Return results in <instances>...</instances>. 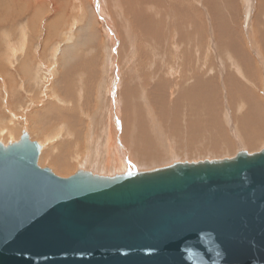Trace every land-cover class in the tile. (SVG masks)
Masks as SVG:
<instances>
[{
	"label": "water",
	"instance_id": "obj_1",
	"mask_svg": "<svg viewBox=\"0 0 264 264\" xmlns=\"http://www.w3.org/2000/svg\"><path fill=\"white\" fill-rule=\"evenodd\" d=\"M39 154L0 144V264H264V151L116 180Z\"/></svg>",
	"mask_w": 264,
	"mask_h": 264
},
{
	"label": "bare ground",
	"instance_id": "obj_2",
	"mask_svg": "<svg viewBox=\"0 0 264 264\" xmlns=\"http://www.w3.org/2000/svg\"><path fill=\"white\" fill-rule=\"evenodd\" d=\"M173 1L174 0H171L170 2H173ZM10 2H13V0ZM28 2H30V1H28ZM93 2H94L95 6L94 7L91 6V9L89 12V14H90L89 15V21L85 24H82L81 27L77 28L76 35H74L75 32L73 33V35L75 36L74 40H73V38H70L69 43L67 41V44H65L64 47H62L63 49H61V51H57L58 48H55V50H54L55 55L57 52L59 55V57H56L57 55L55 57H56L57 62L59 63L60 72L57 74L58 76L55 75V76H57V79L55 80L53 85H54V89H56V91L54 90V91H52V93H53V96H58V95L59 96L48 100V88H49V86L45 83V80L40 79V77H38V75H35L34 78L32 77V79H27L28 76H27V78L25 77L26 80L28 81V82L27 81L25 82L26 86L30 85V87H32V85L34 84V86L38 87L37 89H39V88L41 89L42 92L39 91L40 94H39L38 99H36V100L39 101V102H37L38 104L41 103V101H43L44 105L41 106V107H43V109H41V111H39V112L35 111L37 109L33 110L34 113L32 114V117L30 119L31 123L29 121L26 125V128H25L27 130L20 131V129L18 127L17 128L15 127V129H17L15 131L13 128H10L11 126H13L12 124L8 125V126H10V127H8V126L3 125L0 122V128L2 126H5L3 129L0 130L2 132L0 134V138H1L0 144H7L6 146L11 145V144H15V143L20 141V139L22 138V135H24V136L26 135L27 138L29 139V141L36 142L40 147V154H39V157L37 159V165L39 166V164H40L41 167H43L42 165L45 164V162L47 161L48 165L51 166V168L49 170H53L52 172H54L55 174H59V175L63 176V177L60 176V178H64V177L68 178V177L73 176L79 172H82V173H90L91 175H94V176L100 177V178H110V179H115V180L123 178V177H135V178H137L140 175L160 172L166 168L174 167L175 165L180 164V163H182V164L183 163L203 164L205 162L220 163V162H223L224 160L234 159L240 153H246L248 155H253V154H257V153L264 151V100L259 101L256 99V95L252 92V90H253L252 83L249 81L248 78L243 76V74L244 75L247 74L248 77L249 76L251 77L252 75H254L255 72L258 73V71L264 75L263 61H262V64H260L261 53L257 54V56L259 55L257 61H253L254 59L251 60L252 58L249 60V57H251V56L248 57V55H247L248 53H246V55L242 54V51L239 50V48H238L240 44L237 42V40H235V42H233L234 39L231 37L232 33L228 32L230 30L226 27V24H224V23H220L222 27H219V29H221V30H219V33H218V38H219L218 40H220L221 44L223 45V47L225 49H227L230 53L233 54V58H234L233 64H232V66L234 67L233 72L227 71L229 73L223 72V74L221 75L224 77L223 83L225 84V86L228 83L226 86L227 90L229 91V95H228L229 98L227 99V103L229 101L230 104H228V106L227 105L225 106V102L223 103L222 100L218 101L217 103L220 105H223V108L219 107L220 105H218V104L212 105L214 98L217 99V97L213 98L214 93L211 92L209 89L212 82H210V81L208 82L207 80L210 79L211 77L208 76L209 74L200 75V77L198 75V77L194 78L193 83H195V81H196L195 84L202 85V87H200L201 89L195 88L196 92H199L200 95H204V96L207 95V97L206 96L205 97L211 101L212 106L209 107L210 112L207 113L209 115H206V117L203 116V117H205V119L201 118V117H200L201 119H198V117L194 116L195 115V113H194L195 108L200 107L199 106L200 104L198 103L199 105L198 106L194 105L195 107L192 106L191 108H188V109H187V107H186V109L182 108V111H181L182 114H181L180 118H178L175 114L176 113L175 111L179 107L178 106V102H179L178 97H179V94H181V91H183L182 90L183 88H179V86H180L179 84H178V88H177V83H179V81H175L174 85L170 84L167 87H164V89H163L164 90L163 92L167 93V95H168L167 98L169 99V100L167 99L168 104H169V106H168L169 116L166 119V121L164 122V120H162L161 118H155L154 117L155 113H153L151 111L153 108L158 109L159 107H157V105L160 104L159 103L160 101H159L158 104L156 105V103L153 101L152 98H150V99H152V103L150 100H148V98L150 97L151 94H153V96H156V95H154V92H153L155 90L151 91V90H149V88L144 89V87H141V92L144 93V95L146 97L145 98L143 97L142 99L141 98L137 99L138 96L133 95L136 93H133L134 91H131V89H132L131 87H129V86L126 87V83H125L124 85L121 84L122 88L120 85V88L117 89V92H116L115 88H117L116 85L118 83V79L120 77L123 78V76L125 77V75H121V76L119 75L120 77L118 78V74L120 72L112 71L111 72L112 78L110 79V83H108L107 87H105V88H107V93L109 96V99L108 98L107 99L109 101H108V109L105 110V117H106L105 120L106 121H104V129L100 128V130H99V126L101 125L100 124L101 120H99V119H101L100 116H102L101 112H104L103 106L107 103L106 100L102 97V96H105L103 91L102 92L100 91L101 96H100V100H99L98 104L97 105L95 104L96 106L94 105L96 108H99V109L97 110L95 107H92L93 109H91L89 115H90V118L92 117L93 119L89 118L88 122L85 123L81 119V116H80L81 114L75 109V106H74L75 99L70 100L69 98L71 97V94H75V95L79 96V101L81 102V96L83 95L82 96V97H84L83 102L85 101V103H88V101H87L88 100V95H87L88 92H87V90L85 91V87L83 86L85 82L81 81V77H79L76 74L77 70H79L81 67H83V65H85V63L81 59H78V57H80V56H78V52L75 49L78 47H81L83 45H87L89 43H92L95 40V30H92V24H93L92 23V21H93L92 17L95 15L92 12H95V11L97 12V9H99V12H100L102 10L101 9L102 5L98 0H93ZM205 2H204V4H205ZM13 3H12V5L15 4V3L14 4ZM16 3H18V2H16ZM113 4H114V6L112 7V11H113V8L115 10H117V7L119 6V4L115 3V2ZM116 4H117V6H116ZM164 4H165L164 0H141V12H140L141 15L140 16H134V13H133L134 11L132 12L131 8H127V14H128V12L129 13L132 12L134 18L136 19V20H134L136 23V30L140 31L139 34L141 35V39L143 41L142 43L144 45L146 44V41H149L147 43V45L150 46V45H152L153 42L155 43V41L158 39L164 40L165 37H164L163 32H164V29H166L168 27L170 28L169 29L170 31H168V32H171L170 34L172 36L174 34L173 33L174 31L178 32V34H179L182 31L181 27L183 28V24H181L182 21L188 22V19H187L188 17H187V15H185L187 11L182 10V9L181 10L176 9V7L174 6L175 3L168 4L169 6H167V10L161 11L162 8L163 9L166 8V6H164ZM204 4H202V5H204ZM166 5H167V3H166ZM3 7H5V6H3ZM207 7H208V5H207ZM29 8H31V7L29 6ZM19 10H22V9H19ZM115 10L113 11L114 13H115ZM210 10H211V8H210ZM102 11H104V10H102ZM190 13H192V12H190ZM12 14H13V12H12ZM98 16L100 18H103L101 13ZM189 16H190V14H189ZM204 16H202V17H204ZM15 17H16V15H15ZM111 17H112V15H111ZM109 18H107V19H109ZM107 19H106V17L104 19L105 20L104 23H106V25L109 21ZM193 19H194V17H193ZM27 20H29V19H27ZM39 20L41 21V19H39ZM35 21H36V19H35ZM30 22H32V21H29V23ZM128 22L130 23V21H128ZM201 22H202V20H201ZM220 22H222V21H220ZM73 27H75V26H73ZM131 27H133V26L131 25ZM126 28H128V27H126ZM107 29H109V28H107ZM128 29L126 32H128ZM256 30H258V36H259L258 42H260V41L262 42L260 44V49L263 53L264 52V27L261 28V26H260V28H258ZM124 32H123V34H124ZM129 35L130 34H128L129 40L127 42L131 44L132 42L130 40H132L133 38H131V36H129ZM23 36L25 37V35H23ZM69 36H71V34ZM110 36L114 37L113 38L114 41H112V45L115 48V45L118 44V43H116L118 39L115 37V35H113V33H111ZM259 39H260V41H259ZM180 41L184 42V40H181V39H180ZM10 46L11 45H8V47H6L7 49H5V51H7L6 53H8L9 51L11 52V55H9L7 57L8 58L11 57V61L9 60L10 63L9 62L8 63L10 65H12L14 63H18V61H19L17 59V55H16L17 51H19V50L13 49ZM21 46L23 48V45H21ZM22 48L20 51L21 53H22V51H24V50H22ZM18 49H20V48L18 47ZM204 49H203V51H204ZM120 50H122V49H120ZM156 51H157V49H156ZM114 53L116 54L115 49H114ZM182 53H183V51H182ZM200 53H202V52H200ZM176 55L178 58V54H176ZM200 55H198V56H200ZM192 57H194V56H192ZM201 57H203V56H201ZM196 58H197V56L194 57V59L197 61ZM230 58H231V56H230ZM28 59L29 58H27V56L23 57L22 60L20 58V60H21L20 67L22 69H24L23 68L24 63L29 62ZM31 61H33V60H31ZM176 61L172 60V64L173 63L175 64ZM185 61H183V62H185ZM78 62H80V63H78ZM149 62H150V60H149ZM179 62H180L179 64L181 65V60ZM22 63H23V65H21ZM176 63H178V62H176ZM38 64L41 65L42 63L38 60ZM38 64H36V65H38ZM184 64L186 65V63H184ZM17 66H19V64ZM54 66L50 67L51 73H53L54 70L56 69ZM192 66L195 68L194 65H192ZM174 67L178 68L177 66H174ZM187 67L184 70H186ZM180 69L181 68H179V70ZM159 70H160V68H159ZM179 70H176V71H170L169 70L172 73L169 72L166 75L164 74L165 76L161 75L160 77L157 76L156 78L152 77V78L148 79L146 77L147 82L149 84V80H150V82L152 84V85L150 84L151 85L150 88L155 89L156 85H158L161 88L162 85L160 83H162V82H161V80H159L161 77L163 78V81H165L169 76L171 79V77H174V75L175 76L180 75L182 78H184V75H189L191 72L190 70H188V71L183 70V71H180L178 73L177 71H179ZM201 70H203V69H201ZM195 72H196V70H195ZM150 73H151V71H150ZM38 74H39V72H38ZM195 74L197 75V73H195ZM224 74H225V76H224ZM45 75H46V73H45ZM137 75H138V73H137ZM260 76H262V75H260ZM129 77H131V76H129ZM257 77H258V75H257ZM257 77H255V78H257ZM25 78H24V80H25ZM134 78H135V76L133 77L132 80H134ZM189 78H191V76L190 77L188 76V79ZM220 78L222 79V77H220ZM188 79H187V81H188ZM90 80H92V79H90ZM142 81H143V79H142ZM156 81H159L158 84H155ZM182 81L184 83L186 82L183 79H182ZM191 81L192 80L189 79V84ZM183 82H181V83H183ZM122 83H124V82H122ZM167 83H168V81L166 82V84ZM166 84L164 86H166ZM181 85L186 86L185 84H181ZM263 85H264V83H263ZM192 86H194V85H192ZM216 86H217L216 90L218 91L216 94H218V96L220 98H222L221 97L222 95L220 96V94H219V92L221 91V88H220V82L218 80H217ZM168 87H170L169 90H167ZM105 88H102V89L100 88V89L103 90ZM213 88L211 87V89H213ZM165 90H167V91H165ZM205 90H207V91H205ZM156 91H155V93H156ZM28 93H26V94H28ZM159 94H160V92H159ZM182 94H184V91L182 92ZM192 94H193V92H192ZM195 96L196 95H194V97ZM197 96H198V93H197ZM42 97H43V99H42ZM44 97H46V98H44ZM184 97L186 98V96H184ZM136 99L139 101V103L136 101ZM92 100H94V99H92ZM45 101H48V102L46 103ZM182 101H183V99H182ZM215 101L216 100H214V102ZM164 102H161V105ZM179 103H181V102H179ZM118 104H120V106H121L120 109L118 108L119 110L115 106V105L118 106ZM194 104H196V103H194ZM183 105H186V104H183ZM85 106H86V108L89 109V107L86 104H85ZM104 107H106V105ZM84 109H85V107H84ZM191 109H193V110H191ZM220 109L222 110V113H220L219 115H216V113L221 111ZM120 111H121L122 115H121ZM157 113H160L159 110L157 111ZM202 115H204V114H202ZM85 117H87V116H85ZM159 119H161L160 122L158 121ZM179 119H180V123L183 125L181 128L178 126ZM51 123H55L54 125H56V127H54V129L53 128L51 129V127L54 126L53 124L51 125ZM15 124H18V123L15 122ZM170 125H176V127L177 126L179 127V128H177L178 130H174L175 131L174 134L172 133V131L169 132L168 126H170ZM32 127H37L39 129V133L38 134L35 133V135H37V136L40 135L42 138L41 140H39L37 138L36 140H39V141H35L32 138L33 134L30 135L32 130L31 131L29 130V128H32ZM193 128H196V129H193ZM32 132L34 133V130ZM36 132H37V130H36ZM177 134H178V136H179V134L180 135L183 134L184 139L185 138L187 139V136H190L191 138L194 137L196 140L194 142L196 144H199L201 141L203 143L202 147H203V145H205V147L201 150V149H197L195 146H193L194 143H193V145L186 143L189 146L184 148L185 150L181 151V148L178 146V141H176V140H180L181 138L180 139L177 138V136H176ZM48 140H49V142H47ZM81 140H84L87 143V145L85 144L86 149H84L83 151H79V148H78V147H80L79 144L82 142ZM51 145H54V146L51 147ZM83 145H84V143H83ZM237 148H238V150H236ZM60 149L62 150L61 153H60ZM65 150L69 153L68 155L62 154ZM102 152H107V154L105 155ZM73 154L76 156H73ZM78 157H81L80 161H79ZM103 157H105V158L107 157L105 159V162L102 161ZM74 162H75V164H74ZM45 166H47V165H45ZM100 171H102V172H100Z\"/></svg>",
	"mask_w": 264,
	"mask_h": 264
},
{
	"label": "rangeland",
	"instance_id": "obj_3",
	"mask_svg": "<svg viewBox=\"0 0 264 264\" xmlns=\"http://www.w3.org/2000/svg\"><path fill=\"white\" fill-rule=\"evenodd\" d=\"M10 1H12V0H0V107H1L0 108V122L5 126L12 124L13 126H11V127L8 126V127L13 128L15 131L17 130V129H15V127L16 128L18 127L20 129V131H23V130H27L25 128H26L27 123L30 121L32 114L34 113L33 110L37 109L35 111L39 112V111H41V109H43V107H41V106L44 105L43 101H41V103L38 104L37 102H39V101L36 100L39 97V94H40L39 91H41V89L40 88L37 89L38 87L34 86V84L32 85L33 88L30 87V85L26 86L25 82L27 81L26 80L27 76H28L27 79H32V77L34 78L35 75H38V77H40V79L45 80V83L49 86V88H48V100L59 96V95L53 96V93H52V91H54V90L56 91V89H54L53 84H54L55 80L57 79V76H58L57 74L60 72L59 63L56 60V57H59V55L57 52L56 53L57 56H56L54 50H55V48H58L57 51H61V49H63L62 47H64V45L67 44V41L69 43L70 38H73V40H74V37H75L74 35H76L77 28L81 27L82 24H85L89 21V15H90L89 12H90L91 6L94 7L95 5H94L93 0H34V1L28 0L30 2H28L27 0H13V2L15 4L13 2H10ZM15 1L18 3H16ZM98 1L101 3V5H102L101 9L104 11L101 10L99 12V9H97V12L96 11L92 12L95 15L92 17L93 21L91 20L93 23L92 24V30H95V40L92 43H89L90 45L89 44L83 45V46L75 49L78 52V56H80V57H78V59H81L85 63V65H83V67H81L79 70H77L76 74L79 77H81V81L85 82L83 86L85 87V91L87 90V92H88L87 93L88 103H85V101L83 102V100H84V97H82L83 95L82 96L80 95L81 96V102L79 101V96L75 95V94H71V97L69 99L70 100L75 99V104H74L75 109L81 114L80 115L81 119L85 123H87L88 119L90 118V115H89L90 111H91V109H93L92 107H95L98 104V102L100 100V96H101L100 91L101 92L103 91L105 96H102V97L106 100L107 103L105 104L106 107H104L105 105L103 106L104 112L100 111L102 116H100L101 119H99V120H101V122L99 121L101 124L99 126V130H100V128L104 129V121H106L105 120L106 119L105 110L108 109L109 96L107 93V88H105V87H107L108 83H110V79L112 78L111 77L112 71L120 72L118 74V78L121 75H125V77L123 76V78L120 77L121 79L120 78L118 79V83L116 85L117 88H115L116 92H117V89L120 88V85L121 84L124 85L125 83H126V87L129 86L133 89V90L131 89V91H134L133 93H136L133 95L134 96L137 95L138 96L137 99L138 98L142 99L143 97L144 98L146 97L144 95V93L141 92V87H144V89L149 88V90H151V91L157 90L156 93H155V91H153L154 95H156V96H153V94H151L150 97L148 98V100H150L152 103V99H153V101L156 103V105L160 101L159 102L160 104L157 105V107H159V108L158 109L153 108L151 111L153 113H155L154 114L155 118H161L162 120H164V122L166 121V119L169 116V111H168V106H169L168 100L169 99L167 98L168 97L167 93L163 92L164 91L163 89H164V87H167L170 84L174 85L175 81H179V83H177V88H178V84H179L181 86V87L179 86V88H183L182 90L184 91V94H182L183 91H181V94H179V97H178V101L181 102V103L178 102V106L180 108L178 107L177 108L178 111L177 110L175 111L176 112L175 114L178 118H180V116L182 114L181 113L182 108L186 109V107L188 109V108H191L192 106L195 107V106H198L200 104L199 105L200 107L195 108V112H194L195 115L194 116L198 117V119H201V118L205 119L206 115H209V114H207L208 112H210L209 107H211L213 104L217 105L218 101L222 100L223 103L225 102V106L226 105L228 106V104H230L229 101L227 103V99L229 98V96H228L229 91L227 90L226 86L228 83L225 86V84L223 83L224 77L221 75L223 74V72H226V73H229L227 71L233 72L234 67L232 66V64H233L234 58H233V54L230 53L227 49H225L223 47V45L221 44L220 40H218L219 39L218 33H219V30H221V29H219V27H222L220 23L226 24V27L230 30L228 32L232 33V34L231 33L230 34H231V37L234 39L233 42H235V40H237V42L240 44L238 48H239V50L242 51V54L246 55V53H248L247 54L248 57L251 56V57H249V60L252 58L251 60L254 59L253 61H257V59L259 57V55L257 56V54L261 53V55H260L261 62L260 61L259 62H260V64H262V61H263V67H264V52L262 53V51L260 49V44L262 42L260 41V39H259L260 42H258L259 36H258V30H256V29L260 28V26H261V28L264 27V7H263L264 6L263 5L264 0H174L173 2H170L171 0H164L165 1L164 6H166V8H164V9L162 8L161 11L167 10V6H169L168 4L175 3L174 6L176 7V9H178V10L182 9V10L187 11L185 15H187V17H188L187 18L188 22L182 21V23H181V24H183V28L181 27L182 31L179 34H178V32L174 31L173 32L174 34L172 33L173 36L170 34L171 32H168V31H170L169 27L164 29L163 34H164L165 39L164 38H163L164 40L158 39L155 41V43L153 42L152 45H150V46L147 45V43L149 41H146L145 45L142 43L143 41L141 39V35L139 34L140 31L136 30V23L134 21V20H136L134 18V16H140L141 15V13H140L141 12V0H98ZM114 2L118 3L120 6V7L119 6L117 7V10H115L113 8V11L115 10V13L112 11V7L114 6V4H113ZM204 2H205V4H204ZM12 3L14 5H12ZM166 3H167V5H166ZM202 4H204V5H202ZM207 5H208V7H207ZM3 6H5V7H3ZM29 6L31 8H29ZM116 6H117V4H116ZM127 8H131L132 12L134 11L133 12L134 16H133L132 12L131 13L128 12V14H127ZM210 8H211V10H210ZM19 9H22V10H19ZM12 12H13V14H12ZM190 12H192L193 14ZM100 13L102 14L103 18H100L98 16ZM14 14L16 15V17ZM189 14H190V16H189ZM200 14L202 16H204V15L205 16L202 17ZM111 15H112V17H111ZM105 17H106V19L110 17L107 20H109V21L111 20L110 22L108 21L107 25H106V23H104ZM193 17H194V19H193ZM27 19H29V20H27ZM35 19H36V21H35ZM39 19H41V21ZM201 20H202V22H201ZM29 21H32V22L29 23ZM128 21H130V23ZM220 21H222V22H220ZM131 25L133 27H131ZM73 26H75V27H73ZM126 27H128L129 29ZM107 28H109V29H107ZM127 29H128V32H126ZM123 32H124V34H123ZM73 33H74V35H73ZM111 33H113V35H115V37L118 39L116 42L118 44H116V45L114 44L115 48L112 45V41H114V39H113L114 37L110 36ZM70 34H71V36H69ZM128 34H130L129 36H131V38H133L132 40H130L132 42L131 44L127 42L129 40ZM23 35H25V37ZM180 39L184 40V42L180 41ZM8 45H11L10 47L13 49L19 50L16 53L17 59L19 61H18V63L12 64L13 66L9 64L11 61V57L10 58L7 57V56L11 55V52L9 51L8 53H6L7 51H5V49H7L6 47H8ZM21 45H23V48ZM18 47L20 49H18ZM21 48H22V50H24V51H22V53L20 52ZM114 49H115L116 54L114 53ZM120 49H122V50H120ZM156 49H157V51H156ZM203 49H204V51H203ZM182 51H183V53H182ZM200 52H202V53H200ZM176 54H178V58H177ZM198 55H200V56H198ZM22 56L23 57L27 56V58H29L28 59L29 62L24 63V66H23L24 69H22L20 67V62L23 59ZM192 56H194V57L197 56V58H196L197 61ZM201 56H203V57H201ZM230 56H231V58H230ZM20 58H21V60H20ZM171 59L173 61L178 62V63L175 62L176 65L174 63L172 64ZM31 60H33V61H31ZM38 60L42 63L41 65L38 64ZM149 60H150V62H149ZM180 60H181V65L179 64ZM183 61H185V62H183ZM78 63H80V62H78ZM184 63H186V65ZM18 64H19V66H17ZM36 64H38V65H36ZM21 65H23V63ZM192 65H194L195 68ZM51 66H54L56 68V69L54 68L55 70L53 73H51V71H50ZM174 66H177L178 68H176ZM185 66L186 67L188 66L186 70H184L186 68ZM159 68H160V70H159ZM179 68H181V69L179 70ZM201 69H203V70H201ZM169 70L170 71L179 70V71H177L178 73L180 71H183V70L184 71L190 70L192 73L189 71L190 74L184 75V78H182L180 75L179 76L174 75V77H171V79H170V76H169L168 77L169 79L167 78L165 81H163V78L161 77L159 80H161V82H162V83H160L162 85V87H161L162 89L158 85L155 86V89L150 88V86L152 84H151L150 80H149V84H148L147 78L148 79L152 78V77L156 78L157 76L160 77L161 75L165 76L167 73L170 72ZM195 70H196V72H195ZM150 71H151V73H150ZM38 72H39V74H38ZM45 73H46V75H45ZM137 73H138V75H137ZM170 73H172V72H170ZM195 73H197V75ZM259 73H260L259 71H258V73L255 72L254 75H252L251 77L250 76L248 77V75L246 73H245L246 75H244L243 73L242 74L244 77L248 78L249 81L252 83V88H253L252 92L256 95V99L259 101H262V100H264V98H263L264 97V85H263L264 75L261 73L259 74ZM205 74H209L208 76L211 77L207 81L212 82V84L210 83L211 86L209 87V89L211 92L214 93V94L212 93L213 98L217 97V99H218L217 100L216 98H214V100H216V101L214 102V100H213L212 105H211V101L208 100V98H206L207 95H205L206 96L205 97L204 95H200L199 92H196V89L202 87V85L195 84L196 81H195V83H193L195 77H198V75L200 77V75H205ZM256 74L258 75V77ZM55 75H57V76H55ZM260 75H262L263 77ZM129 76H131V77H129ZM134 76H135V78H134V80H132ZM188 76L189 77L191 76V78H189L192 80L190 82V84H189ZM224 76H225V74H224ZM220 77H222V79ZM255 77H257V78H255ZM24 78H25V80H24ZM181 78L186 82L184 83ZM90 79H92V80H90ZM142 79H143V81H142ZM187 79H188V81H187ZM217 80L220 82V88H221L222 92L220 91L219 94H220V96L222 95L221 96L222 98H220L218 96V94H216L218 92L216 90L217 89L216 88L217 87L216 86ZM167 81L169 84L168 83L166 84ZM180 81L183 83H181ZM122 82H124V83H122ZM158 82L159 81H156L155 84H158ZM165 84H166V86H164ZM181 84H185L186 86H183ZM122 85H121V88H122ZM192 85H194V86H192ZM211 87L212 88L214 87V88L211 89ZM100 88L101 89L105 88V89L101 90ZM169 88L170 87H168L167 90H169ZM167 90H165V91H167ZM205 91H207V90H205ZM159 92H160V94H159ZM192 92H193V94H192ZM26 93H28V94H26ZM197 93H198V96H197ZM194 95H196L197 97L196 96L194 97ZM184 96H186V98ZM44 98H46V97H44ZM150 98H152V99H150ZM42 99H43V97H42ZM92 99H94V100H92ZM137 99H136V101L139 103V101ZM182 99H183V101H182ZM45 102L47 103L48 101H45ZM161 102H164V103H162V105H161ZM194 103H196V104H194ZM85 104L89 107L90 110L88 108H86ZM183 104H186V105H183ZM218 105H220V104H218ZM115 106L117 109L118 108L120 109V107H121L120 104H118V106L117 105H115ZM84 107H85V109H84ZM219 107L223 108V105H220ZM96 109L98 110L99 108H96ZM158 110L160 113H157ZM191 110H193V109H191ZM120 113H121V111H120ZM220 113H222V110L220 112L216 113V115H219ZM202 114H204V115H202ZM121 115H122V113H121ZM85 116H87L88 118ZM203 116H205V117H203ZM90 119H93V118L91 117ZM161 119H159L158 121L160 122ZM14 121L18 124H15ZM30 123H31V121H30ZM52 124L54 125L55 123H51V125ZM5 126H2L0 128V130L3 129ZM178 126L180 128L183 126L180 123V119L178 121ZM178 126L177 127H176V125L168 126L169 132L172 131V133L174 134V132H175L174 130H178L177 129V128H179ZM54 127H56V125L52 126L51 129L52 128L54 129ZM193 129H196V128H193ZM29 130L30 131L34 130V133L31 131L30 135L33 134L32 138L35 141H39L42 139L40 135H38V136L35 135V133L36 134L39 133V129L37 127L29 128ZM36 130H37V132H36ZM1 133L2 132L0 131V134ZM176 136L179 139L181 138L180 140H176V141H178V146L181 148V151L185 150L184 148L189 146L188 144L193 145V143H194L193 146H195L197 149L202 150L205 147V145H203V147H202L203 143L201 141L199 144H196L194 142V141H196L194 137L191 138L190 136H187V139L186 138L184 139L183 134H181V135L179 134V136L177 134ZM37 138L39 140H36ZM0 140H1V138H0ZM81 141L84 143V145ZM81 141H80L81 143L79 142L80 143L79 144L80 147H78L79 151H83L84 149H86V145H87L86 141H84V140H81ZM47 142H49V140ZM186 143H188V144H186ZM2 145L6 146L7 144H2ZM53 146L54 145H51V147H53ZM236 150H238V148ZM61 152H62V150L60 149V153ZM66 152L67 151L65 150L62 154L68 155L69 153L68 152L66 153ZM102 153H104L105 155L107 154V152H102ZM73 156H76V155L73 154ZM106 158L103 157L102 161L105 162ZM78 159L80 161L81 157H78ZM74 164H75V162H74ZM45 165H47V166H45ZM39 166H40V168H47V169L51 168V166L48 165L47 161L45 162V164L42 165L43 167H41L40 164H39ZM50 171L52 172L53 170H50ZM100 172H102V171H100ZM52 173L56 176L58 175V177L61 176L59 174H55L54 172H52ZM61 177H63V176H61Z\"/></svg>",
	"mask_w": 264,
	"mask_h": 264
}]
</instances>
